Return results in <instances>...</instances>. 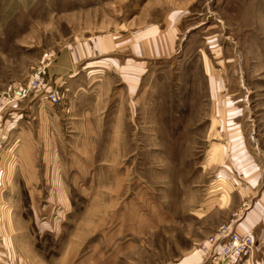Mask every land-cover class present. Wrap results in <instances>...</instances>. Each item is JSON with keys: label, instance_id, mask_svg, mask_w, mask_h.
<instances>
[{"label": "rangeland", "instance_id": "obj_1", "mask_svg": "<svg viewBox=\"0 0 264 264\" xmlns=\"http://www.w3.org/2000/svg\"><path fill=\"white\" fill-rule=\"evenodd\" d=\"M42 59L59 103L0 112V264H206L231 220L264 264V0H0V94Z\"/></svg>", "mask_w": 264, "mask_h": 264}, {"label": "built area", "instance_id": "obj_2", "mask_svg": "<svg viewBox=\"0 0 264 264\" xmlns=\"http://www.w3.org/2000/svg\"><path fill=\"white\" fill-rule=\"evenodd\" d=\"M50 56V55H49ZM48 56V57H49ZM49 62L43 59L31 68V73L24 83L8 85L0 94V112L6 107L26 100L31 93L41 89L45 99L51 105L59 103L60 96L56 89L45 87L46 68ZM234 220L223 222L217 231L211 234L201 245L206 264H243L254 251L255 241L251 234H240L233 228Z\"/></svg>", "mask_w": 264, "mask_h": 264}, {"label": "crops", "instance_id": "obj_3", "mask_svg": "<svg viewBox=\"0 0 264 264\" xmlns=\"http://www.w3.org/2000/svg\"><path fill=\"white\" fill-rule=\"evenodd\" d=\"M79 59V58H78ZM77 60V59H76ZM75 59H74V56L72 55V57H71V60L69 61V60H63V62H60L59 61V59L57 58V60L54 62V64L52 65V67L51 68H49V72H51V71H53V72H56V73H60L59 71H62L63 69L64 70H67V69H71L72 68V65H73V63H76L75 61H76ZM234 229L236 230V231H245V229H242V227H240V226H235L234 227ZM242 234H243V232H241ZM245 234V233H244Z\"/></svg>", "mask_w": 264, "mask_h": 264}]
</instances>
